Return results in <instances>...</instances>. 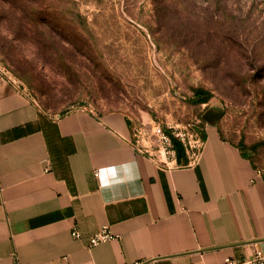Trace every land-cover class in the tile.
<instances>
[{
  "label": "rangeland",
  "instance_id": "rangeland-1",
  "mask_svg": "<svg viewBox=\"0 0 264 264\" xmlns=\"http://www.w3.org/2000/svg\"><path fill=\"white\" fill-rule=\"evenodd\" d=\"M0 74L52 116L124 115L154 160L214 128L264 173V0H0Z\"/></svg>",
  "mask_w": 264,
  "mask_h": 264
},
{
  "label": "crops",
  "instance_id": "crops-1",
  "mask_svg": "<svg viewBox=\"0 0 264 264\" xmlns=\"http://www.w3.org/2000/svg\"><path fill=\"white\" fill-rule=\"evenodd\" d=\"M256 171L214 128L195 163L154 160L132 144L124 115L52 116L0 74V264H224L264 253ZM105 226L120 238L89 248Z\"/></svg>",
  "mask_w": 264,
  "mask_h": 264
},
{
  "label": "built area",
  "instance_id": "built-area-1",
  "mask_svg": "<svg viewBox=\"0 0 264 264\" xmlns=\"http://www.w3.org/2000/svg\"><path fill=\"white\" fill-rule=\"evenodd\" d=\"M199 154H200V151L198 155H196L195 158L191 159V161L193 160V162L190 161L187 164L190 165V164L195 163L199 157ZM256 175L261 178H264V173H262L260 170L256 171ZM71 234H72V237L76 240L82 239V234L79 231L77 226L73 227ZM119 238H120L119 236L115 235L111 231L110 227L105 226V227H102L97 233H95L93 236L89 238L88 247L95 248L101 244L108 243V242H111ZM224 264H264V253L260 250H257L252 255L242 258V259L230 257L224 261Z\"/></svg>",
  "mask_w": 264,
  "mask_h": 264
},
{
  "label": "trees",
  "instance_id": "trees-1",
  "mask_svg": "<svg viewBox=\"0 0 264 264\" xmlns=\"http://www.w3.org/2000/svg\"><path fill=\"white\" fill-rule=\"evenodd\" d=\"M201 100V103H206L207 102V100L206 99H200ZM178 161L180 162V163H183V164H187V163H185V162H182V154L180 153L179 155H178Z\"/></svg>",
  "mask_w": 264,
  "mask_h": 264
}]
</instances>
